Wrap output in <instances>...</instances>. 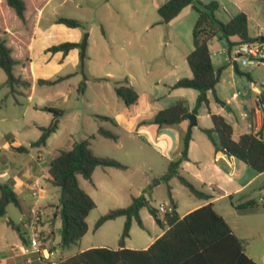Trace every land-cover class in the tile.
<instances>
[{
	"label": "crops",
	"instance_id": "crops-1",
	"mask_svg": "<svg viewBox=\"0 0 264 264\" xmlns=\"http://www.w3.org/2000/svg\"><path fill=\"white\" fill-rule=\"evenodd\" d=\"M167 1L154 0V8L158 11V8ZM23 2L26 7L25 22L21 21L15 11L7 5V0H0V35L11 49L12 57L17 61L14 68L15 75L28 83L26 87L19 86L15 90H11L6 84L7 77L0 68V198L3 187H7L18 197L21 206L19 209L15 205L9 204L6 207L5 216H0V264H45L48 261L41 259L30 249L28 238L30 229L27 228V225L31 223L34 212H37L40 218L37 228L43 234L48 235L51 243L50 250L54 251L57 257L60 253L64 254V252L58 250V248L60 249V240L57 241L55 230V219L59 217L55 212L58 209L60 193L58 187L53 186L50 182L49 169L52 159L59 151L71 149L74 143L77 142L72 140L67 148H59L57 144L62 136V122L66 116L74 114L78 118L76 106H73V102L76 103L75 93L84 94L87 90V84L85 82L84 92L79 93L78 87L81 82L78 83V86L70 84L69 87H60L73 74L50 78L49 70H51L52 65L55 67L61 66L63 63L76 65L80 60L77 48H73L66 53L63 51L53 52L51 49L65 43L79 44L83 35L79 31L81 27H68L59 23V19L76 20L82 24V27L84 23L90 20L103 24V17H106L104 9H107L102 8L103 6L97 7L94 2L87 4L88 2L84 0H23ZM209 2L206 1V3ZM107 3L109 4L108 0ZM231 3L233 2L231 1ZM190 6L194 8L192 5ZM238 7L240 8V6ZM219 9L223 11L225 18L222 20L216 17L223 22L234 16L224 5L222 7L219 5ZM240 9L241 12L239 13L246 14L249 21L256 23L258 29H256V32L251 33L252 37L262 33L264 26L258 22V18L251 16L242 8ZM86 10L91 11L92 18L89 20L85 18ZM182 11L167 24L161 23V18L160 21L154 24L155 28L161 25L167 28V33L156 31L150 38L154 49L149 52L145 49L137 50L141 56L148 55L141 59L142 65L147 67L138 70L136 75H131L127 80L139 95L137 104L126 106L121 112V105L118 103L119 109L116 114L111 117L105 116L111 118L114 123L105 122L123 128L129 134H135L163 162V171L156 173V178L159 181L156 185L164 184L166 191L168 186L170 187L172 198L177 205L176 211L181 218L199 207L212 203L215 210L223 216L236 236L244 241L246 254L258 264H264V173H256L234 157L216 150L214 144L202 131L211 128L200 126L202 125V117L209 115L208 110L205 115L200 112L196 115L197 125L193 127L190 126L189 120L175 126L163 128H159L153 123L155 115L160 110L166 109L180 100L186 102L188 97L192 96V93L187 90L193 89L173 88L180 79L192 77L187 57L194 46L192 45V48H190L188 34L184 35L178 28L182 21L179 18ZM178 21L180 22L178 23ZM214 38L220 39L226 45H222L221 49L216 51L213 50L211 45L213 41L210 40L209 49L213 66L215 69L224 67V69L230 70L229 75L234 89H230L226 93L221 92L219 90L221 83L219 82L216 87V95L224 102V106L216 103L220 105L219 109L215 111L210 106L209 109L213 114L222 115L233 127V138L235 140L250 132L254 134L259 132L264 139L263 121L261 118L256 117L254 113L255 97L264 94V87L262 86L261 90L251 81L249 85L251 95L246 99H240L242 94L238 87L243 81L240 77H236L238 74H236L234 63L231 61L232 50L229 52L227 42L220 33ZM236 39V37L231 38L232 41ZM145 40L141 38V46L145 44ZM162 57L164 58L162 59ZM156 69L164 72V74L155 76ZM239 70L245 73L244 70ZM91 78L92 81L103 84L101 86L108 85L112 80V78ZM39 80L50 83H39ZM193 92H195L196 104L199 93L196 90H193ZM210 94H208V98ZM98 102L107 104L110 109L109 99L103 91L99 92ZM194 107L187 106L190 112ZM44 108L62 110L63 116L60 118L57 131L47 139L46 145L32 146L42 134L40 128L49 126L52 121V115L44 111ZM235 108L238 110L236 113ZM225 111L232 120L227 119V115L224 114ZM94 116L96 118L101 115L94 114ZM11 123L16 124L17 128L15 130L8 129L7 124ZM188 130L191 132L188 148L189 160L182 162L179 173L196 188L209 194L211 199L208 201L201 200L194 196L198 203L187 207L185 212L180 214L175 190H183L181 187L183 185L176 178L166 184L162 177L166 173L170 162L181 156L183 138ZM236 130L237 134H235ZM214 138L217 142L215 134ZM21 148H26V151L22 152L19 150ZM124 165L128 170L130 166ZM143 165L147 168L151 166L146 161ZM151 174L152 176L155 175L152 172ZM142 180L146 181L144 178ZM139 196L146 198L147 194L144 186H139L138 194L131 196L130 201L132 202L133 198ZM249 201H254L256 206L246 210L236 209V206ZM148 202L157 210L160 206L168 207V193L167 200L159 204L155 205L149 200ZM220 206L222 207L221 210H219ZM240 211L246 212L248 216H251L257 222L256 225L250 222L246 223V237L239 234L241 232L240 225L236 220H232L233 216ZM144 215L151 216L147 208H142L140 211L145 228ZM158 215H160L159 212ZM152 219L155 222L153 217ZM157 228L158 234L153 239L148 238L143 241V244L139 247L128 244L129 236L125 248L132 250L148 249L166 229V227L161 228L159 226ZM93 248L116 250L118 249V243L115 247L90 244L80 252Z\"/></svg>",
	"mask_w": 264,
	"mask_h": 264
},
{
	"label": "trees",
	"instance_id": "trees-1",
	"mask_svg": "<svg viewBox=\"0 0 264 264\" xmlns=\"http://www.w3.org/2000/svg\"><path fill=\"white\" fill-rule=\"evenodd\" d=\"M7 5L15 11L21 21L25 22L26 7L23 0H7ZM190 5L199 14L193 28L194 49L187 57L192 77L180 79L173 88H189L198 91L197 101L194 109L190 112L186 102L180 100L174 105L160 110L155 115L153 123L159 128L175 126L188 120L190 115H197L199 108L205 106L212 121V128L202 131L214 144L216 150L234 157L256 173H264V141L261 135L250 132L235 140L233 127L222 115L211 113L208 98V94L211 93L215 102L224 106V102L216 95V87L221 80L224 67L214 68L209 49L210 40L220 33L222 38L226 40L230 52L234 46L243 42L254 41L257 37H252L249 20L244 13H238L226 22L219 20L215 15L219 9V4L216 1L205 3L201 0H168L157 11L161 23H169L185 7ZM58 22L72 28L82 27L80 22L72 19L61 18ZM232 37L237 39L232 41ZM79 47L84 52L86 41L82 45L65 43L53 47L51 51L66 53ZM16 64L17 61L12 57L11 49L0 35V68L4 71L7 77L6 84L11 90L28 85L26 81L15 75ZM233 66L236 74H243L237 64L234 63ZM246 75L250 77L249 74ZM43 82L50 83L39 80V83ZM85 86L84 81L79 84V93L84 92ZM114 90L126 106L137 104L139 95L127 80L115 82ZM262 97L264 99V94ZM43 110L52 115V121L49 126L40 128L42 134L32 146L46 145L47 139L57 131L60 118L63 116L62 110L54 108H44ZM96 118L100 121L114 123L109 117L97 116ZM97 134L106 139L118 140V136L114 132L103 127L98 129ZM214 134L217 137V142ZM94 138V135L88 136L75 142L71 149L59 151L50 163V182L60 189L58 209L55 213L61 219L59 243L61 252L76 245L87 234L89 231L87 218L91 211L96 208L93 198L81 187L79 177L92 182L93 173L99 167L127 169L124 164L115 159L95 155L91 148ZM190 140L191 132L188 130L183 138L181 156L170 162L162 180L168 184L170 180L176 178L193 196L208 201L211 199L209 194L196 188L179 173L182 162L189 160ZM19 150L24 152L26 148ZM167 193L169 206L162 219L158 216V210L144 196L135 197L129 206L111 209L98 219L95 230H98L107 221L125 217L122 233L118 240V249L93 248L58 261L48 260L45 264H258L246 254L244 241L236 236L223 216L215 210L212 203L199 207L181 218L176 211L177 205L172 198L169 186ZM9 204L21 208L15 193L7 187H3L0 198L1 217L5 216L6 207ZM254 206H256L255 202L249 201L236 206V209L246 210ZM142 208H147L156 224L161 228L166 227V229L148 249H126L125 243L130 236L132 222L135 221L139 227L144 228L140 216Z\"/></svg>",
	"mask_w": 264,
	"mask_h": 264
},
{
	"label": "rangeland",
	"instance_id": "rangeland-1",
	"mask_svg": "<svg viewBox=\"0 0 264 264\" xmlns=\"http://www.w3.org/2000/svg\"><path fill=\"white\" fill-rule=\"evenodd\" d=\"M84 1L88 2L87 4L94 2L97 7L103 6L102 8H107L104 9L106 17H103V24L90 20L79 28V31L83 33L79 44L82 45L86 41V48L84 52L81 47L77 48L80 60L76 65L70 63H63L61 66L56 67L52 65L51 70H49L50 78L73 74L60 86L61 88L69 87L70 84L78 86V83L82 81L87 84V90L84 94L75 93L76 103L74 101L73 106H76L78 118L74 114L66 116L62 122V136L57 144L59 148H67L72 140L79 141L94 135L96 137L92 140V150L95 155L115 159L130 167L128 170L99 167L93 173L92 182L79 177L81 187L93 198L96 208L91 211L87 218L89 225L87 234L76 245L65 250L64 254L60 253L61 250L58 248L60 254L54 261L76 254L90 244L108 247L117 246L125 223V217L107 221L98 230H95V224L109 210L127 207L131 202V196L138 194L139 186H144L147 194L146 198L153 204L156 205L167 200V191L164 184L156 185L158 182L156 173L163 171V162L159 160L157 155L146 147L135 134H129L123 128L113 126L111 123L101 122L94 116V114L109 117L115 115L119 109L118 103L121 105V112L125 109L126 105L117 97L114 91V83L129 80L131 75H136L138 70L147 67L142 65L141 59L148 55L141 56L137 50L145 49L149 52L154 49L150 38L156 31L167 33V28L164 25L158 26V28L154 27V24L160 21V16L154 8V0H108L109 4L107 0ZM216 2L220 7L224 5L232 15L241 12L239 10L242 8L251 16L258 18V22L264 26V0H217ZM85 15L88 20L92 18L89 10L85 11ZM198 15L195 8L187 6L179 17L182 21L178 19L181 21L178 28L184 35L188 34L190 48L193 45L192 31ZM216 16L222 20L225 18L221 9L216 11ZM249 29L251 33L256 32V29H258L256 23L249 21ZM107 36H109L108 39ZM141 38L146 39L143 46L140 45ZM212 41L213 50L216 51L221 49L222 45H226L225 42L217 38L212 39ZM238 66L239 69L245 72L236 76L243 81L238 87L242 94L240 99H246L251 95L249 92L251 81L261 90L262 86L264 87V64L242 66L239 63ZM247 72L250 77H247ZM229 73L230 70L226 69L222 72L221 80L222 78L223 80L220 81L219 88L221 92L226 93L230 89H234ZM163 74L164 72L158 69L154 72L155 76H162ZM91 77L112 78V80L108 85L104 84V86H101L103 84L92 81ZM100 91H103L105 96L108 97L110 109L107 104L98 102ZM187 91L192 93V96L188 97L186 105L193 108L195 92L193 90ZM209 100V106L212 110L216 111L219 109L220 105L216 104L212 94L209 95ZM237 111V108H235V113ZM199 112L204 115L207 114L206 107L201 106L198 110ZM224 114L225 116L227 115L229 121L232 120L228 117L227 111ZM201 124L200 126L212 128V121L208 114L202 117ZM7 127L9 130L17 128L15 123L7 124ZM99 127L114 132L118 136V140L113 141L98 136L97 130ZM235 134H237V130ZM145 161L151 164L152 167L150 166V169L143 165ZM151 172L155 175L152 176ZM143 178L146 181H143ZM181 187L183 190H175L180 214L184 213L187 207L198 203V200L194 198L188 189L184 186ZM57 189L60 193V189ZM227 201L229 200L227 199ZM165 208L167 209L168 207L165 206ZM220 208L222 207L220 206L219 210H221ZM158 212L160 213L159 217L164 216L159 209ZM232 220H236L239 223L241 228L239 234L243 237L247 236L245 230L247 222L254 225L257 224L256 220L252 219L244 211L237 212ZM55 221L57 241H59L61 220L57 217ZM144 225L145 228H141L135 221L132 222L130 240L128 242L130 246L139 247L143 244V241L148 238L153 239L158 234V226L151 216L147 217L144 215Z\"/></svg>",
	"mask_w": 264,
	"mask_h": 264
},
{
	"label": "built area",
	"instance_id": "built-area-1",
	"mask_svg": "<svg viewBox=\"0 0 264 264\" xmlns=\"http://www.w3.org/2000/svg\"><path fill=\"white\" fill-rule=\"evenodd\" d=\"M201 1H217V0H201ZM225 12L226 9H224ZM254 41L243 42L232 48L231 61L236 64H241L242 66H253L256 64H264V30L259 33ZM254 113L256 117H259L263 121V131H264V99L262 94L255 97V108ZM261 135L259 132L255 133ZM262 140L264 141L262 135ZM159 211L163 214L166 213L167 209L165 206H160ZM40 218L37 212H34L31 223L27 225L30 229L29 233V243L30 249L38 257L44 260L54 261L57 257L54 251L50 250V242L48 235L43 234L38 228L37 224ZM28 252V250H26Z\"/></svg>",
	"mask_w": 264,
	"mask_h": 264
},
{
	"label": "water",
	"instance_id": "water-1",
	"mask_svg": "<svg viewBox=\"0 0 264 264\" xmlns=\"http://www.w3.org/2000/svg\"><path fill=\"white\" fill-rule=\"evenodd\" d=\"M189 122H190V126L193 127V126H196L197 125V119H196V115L192 114L189 116L188 118ZM159 183V181H158Z\"/></svg>",
	"mask_w": 264,
	"mask_h": 264
}]
</instances>
